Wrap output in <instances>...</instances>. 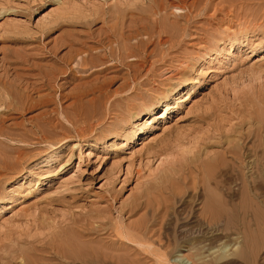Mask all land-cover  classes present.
<instances>
[{"label": "rangeland", "instance_id": "1", "mask_svg": "<svg viewBox=\"0 0 264 264\" xmlns=\"http://www.w3.org/2000/svg\"><path fill=\"white\" fill-rule=\"evenodd\" d=\"M256 132L264 0H0V264L159 263L158 240L189 214L167 210L169 176L183 189L191 160L238 140L251 148ZM221 225L209 253L246 264L244 228ZM191 244L165 249L168 262L191 264Z\"/></svg>", "mask_w": 264, "mask_h": 264}, {"label": "bare ground", "instance_id": "2", "mask_svg": "<svg viewBox=\"0 0 264 264\" xmlns=\"http://www.w3.org/2000/svg\"><path fill=\"white\" fill-rule=\"evenodd\" d=\"M139 41L141 42V40ZM164 41L168 42V40ZM124 46L126 47V45ZM85 62L86 58L83 57L78 61V65L81 66ZM101 88L102 85L97 87L96 90L100 92ZM187 95L188 92L180 98L185 100L188 98ZM75 99L77 100V98ZM80 99L81 97H78V100ZM166 111L167 107L162 109L156 116L150 114L151 116L149 115V117L143 120L144 122L141 127H151L155 118L164 120L166 118ZM163 125L164 129L169 126L168 123H164ZM256 137V141L251 148H247L243 140H238L222 148L221 153H215V158L212 157L203 160V157L201 158L199 156L191 160L187 171L190 174L189 177L192 176L189 180L190 183L184 184L183 189L177 183V179L169 176L167 181L173 189L172 196H170L172 202L167 210L171 212L177 221H180L178 217L180 212L179 208L183 209L185 206H188L189 214L181 221L180 226L171 228L172 230L165 236L164 243H161L162 240H158L157 246L155 247L158 252H154L153 254L151 251H147V253L153 254L156 257V260L159 262L157 264H171L168 262V254L165 249L186 246L188 243H192L191 248L195 250L191 253V264H229L230 261L222 260L224 250H220L219 248L216 255L215 253L217 251L209 253L213 248H218L220 241L225 236L222 231V223L227 228L229 226L230 228L234 227V224H238V227L240 224L244 228L247 243L245 246H241L239 253L247 259L246 264H258V255L255 250L257 247L251 241L255 229L252 230L251 228L254 232L249 230L250 221H264V196L262 197L260 194V191L264 190V135L260 136L256 132ZM204 154L207 156L209 152ZM250 157L251 160L249 159ZM248 169L253 170V173L247 174L246 170ZM200 170L202 174L200 179H198L194 173ZM178 177L183 183L187 178L186 175L184 177ZM236 180L240 184L238 201L233 199V196H235L233 182ZM185 195H190L191 197L187 200L185 199ZM199 199L201 200L200 202L197 201ZM196 205H200V207L195 208ZM189 215L196 217L199 222L197 229L194 231H190V228L186 227L188 226V220L186 219ZM182 226L186 228L182 230L178 229L180 227L183 228ZM241 226L239 228L242 230ZM256 231L264 233V227H258ZM112 255L104 256L105 258H102V260L92 258V256L89 259L81 258L80 262L77 261L79 263L76 264H131L127 260L119 262L120 260L113 259L114 256ZM208 255L212 256L209 260L205 259Z\"/></svg>", "mask_w": 264, "mask_h": 264}]
</instances>
